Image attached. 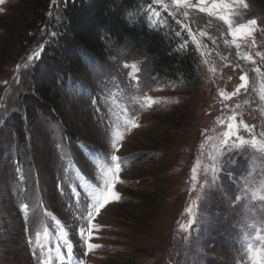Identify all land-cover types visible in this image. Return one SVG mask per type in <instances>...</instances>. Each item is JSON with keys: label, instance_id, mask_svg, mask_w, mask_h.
<instances>
[{"label": "rangeland", "instance_id": "rangeland-1", "mask_svg": "<svg viewBox=\"0 0 264 264\" xmlns=\"http://www.w3.org/2000/svg\"><path fill=\"white\" fill-rule=\"evenodd\" d=\"M19 1L4 0L0 3V114L8 116L6 121L10 117L14 118L12 113L18 108V100L24 93L25 86L29 84L34 69V62L24 59L30 55L26 53L33 48L32 45L24 52L19 41V33L23 28ZM192 2L195 3L196 0ZM245 2L248 9L243 12L240 19H234L233 27L248 19H256L255 44L250 38H234L231 35L227 23L219 19L220 15L226 14V10L209 14L200 12L198 8H189L187 9L189 15L186 18L195 21L193 24L196 28L197 23L199 25L204 23L208 30L214 31L209 33L210 38L206 42L203 41L201 33L207 31L201 32L199 29L198 33H195L192 30L195 39L199 41L196 46L203 60L200 79L188 84L155 83L143 93L134 91L130 94L133 88L129 90L131 97L129 100L133 101L132 104L139 103V107L135 109V118L140 127L131 131H125L122 126L120 127V131L124 132V139L120 142L122 147L115 154L121 157L123 163L118 173L122 182L115 184V191L120 194L121 199L109 203L93 220L92 223L102 227L99 231L94 230L91 243L100 244L102 247L88 252L87 256L83 257L85 264H242V261L243 264H251L244 254L245 238L249 233L254 237L255 233L252 229L246 228V225L256 223L260 234L264 235V224L259 222L260 217L264 216V204L252 199V193H257V196L264 195V192L259 191L264 187V155L256 153L250 159L237 157L236 165L230 168L232 175L220 177L223 187L217 185L211 190L205 189L208 192V200L200 211L204 212L207 224L199 230V240L190 243L184 239L183 232L177 227L178 220L185 223L189 220L190 217L184 209L203 184L204 176L199 168L205 166L212 155L218 154L220 137L227 130L225 124L219 123L217 118L226 123L232 114L222 112L220 108L222 97L219 92L223 91L230 95L239 84L244 83L240 77L245 73L247 91L241 89L238 96L226 102L236 112L237 121L255 124L256 131H260L264 126L262 111L264 102L259 101V96L264 94V75L260 74L264 73V60L257 55V53L264 55V20L254 14L255 4L252 0ZM164 3L171 5V0H164ZM160 6L162 10L181 21L180 16L185 9L180 8L173 12L174 6L167 9L162 4ZM206 6L212 7L211 0ZM154 12L158 15L152 14L153 18L161 16L157 9H154ZM199 14L202 17L201 24L194 19V16ZM233 39L240 45L239 49L236 48V44L229 43L227 47L223 45L224 40ZM210 41L215 43L212 44ZM222 45L225 52L219 50ZM245 53L251 55L256 63L252 64L247 59H237L238 56L243 57ZM25 63L29 64L28 69H24ZM237 63L241 66L235 67ZM17 64L21 65L19 71L16 69ZM116 64L118 66L117 62ZM127 65L131 79L134 80L139 65L135 62ZM257 67L260 68V73L253 71ZM14 76L19 77L18 83L13 82ZM4 81L9 83L5 85ZM145 96L152 97L156 103L148 107L143 99ZM5 108L8 109V113H4ZM68 108L66 119L72 123L73 130L95 143L97 148L102 150L105 148L107 152L112 150L110 136H106L103 128L97 125L93 108L89 107L86 101L81 103L68 101ZM129 115L133 114L130 112ZM30 120L36 131L31 142L32 152L29 154L25 148L22 163V171L28 172L30 181L21 183L23 187L26 185V188L33 191L29 190L31 194L26 195L27 200L34 198L42 182L46 183L48 178L54 179L56 173L61 171L63 162L59 158L60 155L70 156L72 159L73 155L78 156L79 161L75 163V167L81 169V174L87 173L90 176L86 182L97 183L93 164L85 162L89 156L83 155L70 139L66 142L58 125H49L47 128L43 125V120L38 118ZM113 121L114 128L122 125V121L115 118ZM204 129H208L207 133H203ZM49 130H53L54 137ZM240 134L246 137L248 135L243 130ZM8 142L9 145L12 144V141ZM151 142L154 144L151 145ZM57 144H62V152L56 149ZM137 154L146 157L132 165ZM198 157L201 163L197 170L196 190H193L191 170ZM10 165L11 162L7 160L0 169V264H36L25 249L26 234L23 229L27 225L25 219L20 220L17 212V201H14V198L18 199L11 197L13 189L11 187L14 183ZM245 174L247 194L239 190V183L232 178ZM36 178L39 179V185L33 183ZM48 190L50 191V188ZM50 193L51 205L64 215L62 203L57 200L53 191ZM136 195L154 199L155 204V213L142 219L146 226L142 230L135 229L134 224L124 217L127 207L137 202ZM237 195L242 198L235 200ZM32 209L34 217L31 223L35 224L43 218L36 204ZM61 224L69 231L71 239L77 227L71 232L68 229H71V224L66 222ZM40 237L47 243L56 242V236L51 234V228H47ZM71 240L74 244V253L82 255L80 249L75 247L76 240Z\"/></svg>", "mask_w": 264, "mask_h": 264}, {"label": "trees", "instance_id": "trees-1", "mask_svg": "<svg viewBox=\"0 0 264 264\" xmlns=\"http://www.w3.org/2000/svg\"><path fill=\"white\" fill-rule=\"evenodd\" d=\"M252 2L255 4L254 14L264 20V0ZM19 4L22 9L23 28L19 33L22 50L25 52L32 45L33 50L30 49L26 53L31 54L39 50L40 45L43 44L44 47L41 58L34 62L33 74L18 100L19 106L12 113L14 118L10 117L0 128V169L7 160L11 162L14 183L11 187L13 188L11 197L18 199L14 198V201H17L16 208L20 220L25 216L27 218V227L25 226L27 232L25 228L23 229L26 234L24 244L31 257V249L36 247L37 238L40 243L49 244L40 237L47 228H51L53 236L59 232L56 220L71 224V229H68L74 232L79 223L75 217L80 211L70 199L67 187L63 193L56 190L61 171L56 173L54 179L48 178L46 183L42 182L34 198L27 200L26 195L31 194L29 193L31 188L18 183L14 164L19 161L22 166L25 148L29 154L32 152L31 142L36 127L30 119L43 120V125L47 128L49 125H58L66 142L70 139L83 155L89 156V152H92L104 156L108 153L105 148L104 150L97 148L95 143L73 130L72 123L66 119L69 112L68 101L74 103L86 101L89 107H92L91 100L99 98L106 108L113 107L115 112L118 110L116 103L132 108L133 101L129 99L134 91L143 93L155 83L188 84L199 80L203 60L196 43L192 40L193 34L189 35L183 30L177 23L178 20L162 10L161 4H153V0H70L68 3L55 5L52 0H20ZM149 4H153V9L161 12L160 17L153 18L148 12ZM180 18L195 33H198L199 29L201 32L207 31L202 38L208 42L209 33L214 31L208 30L206 24H201L200 14L194 16L201 24L197 23L198 28L193 24L195 21L189 17L181 14ZM178 31L181 32L179 37L175 35ZM51 32H56L57 35L52 37L49 35ZM185 41L187 43H184ZM223 45L219 48L221 52H225ZM132 62L139 65L137 80L131 79L129 70L125 67L126 63ZM134 105L139 103L135 102ZM130 112L135 115V110ZM49 133L55 136L53 130H49ZM8 140L12 141L11 145ZM153 144L151 142V145ZM84 145L88 148L85 149ZM72 157L73 159L70 156L64 157L63 165L77 164L78 156ZM145 157L146 155H135L132 165H136ZM88 158L91 159L90 156ZM23 173L25 180L22 183H27L30 181L28 172ZM69 174L75 177V173ZM81 175L84 177L81 183H85L90 177L87 173ZM37 181L38 178L33 183L39 185ZM20 187L23 188L22 193H18ZM49 188L62 203L64 215L51 205ZM135 199L137 202L127 207L124 217L134 224L135 229L142 230L146 227L142 219L155 213L154 199L140 195H136ZM20 203L29 205L26 214L18 211ZM69 203L72 204L71 209L67 207ZM34 204L40 209L43 218L36 222L37 224L31 223L34 217L32 209ZM83 208L82 192L79 209ZM29 235L34 241L32 245L27 243L26 238ZM71 239L76 240L75 235Z\"/></svg>", "mask_w": 264, "mask_h": 264}, {"label": "snow or ice", "instance_id": "snow-or-ice-1", "mask_svg": "<svg viewBox=\"0 0 264 264\" xmlns=\"http://www.w3.org/2000/svg\"><path fill=\"white\" fill-rule=\"evenodd\" d=\"M3 2L4 0H0V3ZM68 2H70V0H52L54 5L57 3L65 4ZM208 3L209 0H196L195 3H193L192 0H171V5H169L164 3V0H153V4H162L166 9L174 6L173 12L178 11L180 8L185 9L182 12V16L184 17L189 15L187 11L189 8H198L200 12H208L209 14H217L219 11L226 10V14L220 15L219 19L227 23L231 35L234 38H250L252 43L255 44L254 33L257 31L256 19H248L246 22L237 23L236 26L233 27L234 19H240L243 12L248 9V4L245 0H211V8L206 6ZM153 4H149L148 12L153 15H158V13L154 12ZM236 5L239 7H236ZM177 23L180 24L181 28L186 30L189 35H192V30L187 24L182 23L180 20H178ZM49 35L55 37L57 33L51 32ZM175 35L179 37L181 32L178 31ZM201 35H206V33H201ZM192 40L196 44L199 43V41L195 40L194 35H192ZM184 43H187V41ZM213 43H215V41H213ZM223 43L226 46L229 43L236 44V40H224ZM43 47V44L40 45L39 50L33 51L24 59L28 62L38 61L41 58ZM180 47L182 48L183 44H181ZM239 47L240 45L236 44V48L239 49ZM257 55L264 60V55H261L260 53H257ZM237 59H247L248 61H251L252 64L256 63L252 56L247 53H245L243 57L238 56ZM240 66L241 65L239 63L235 65V67ZM23 67L24 69H28L29 64L25 63ZM125 67L128 68L129 65L126 64ZM132 67L134 68V65ZM20 68L21 65L17 64L16 69L19 71ZM136 71L139 72V69ZM253 71L260 73V68L257 67L253 69ZM260 74L264 75V73ZM129 75L131 76V72ZM246 77L247 73L241 75L240 80L244 81V83L239 84L230 95H226L223 91H220L219 95L222 97V101H230L232 97L238 96L241 89H245V91H247ZM138 78L139 77L137 76L135 79ZM13 82L18 83L19 77L14 76ZM8 83V81H4L5 85ZM143 99L147 103L148 107H151L152 104L156 103V101L150 96H145ZM259 101L264 102V94L259 96ZM114 103L116 102L114 101ZM91 104L97 125L102 127L106 136H110L111 138L110 144L112 150L104 156H99L96 153L89 152L91 159L85 160L86 163H91L94 166L93 170L94 176L97 180L96 184L91 182L81 183V181H84V177L81 175V169L76 168L74 163L70 165H63L61 167V175L56 183V190L58 193H63L64 188H68L70 199L75 202L77 209L80 211V214L75 217L79 223L74 235L76 237L75 247L80 249L82 255L74 253V244L69 238V231L66 230L65 226L62 225L59 220H56V224L60 229L59 233L55 234L56 242L45 245L40 243L37 238L35 241L36 247L31 249L32 258L37 262V264H73V261L75 264H85L83 257L87 256L88 252L102 247L100 244L91 243L94 230L99 231L102 227L101 225L92 223L93 220L100 215L101 209H104L109 203L117 202L121 199L120 194L115 191V184L117 182H122L118 176L122 167L121 157L115 153L119 151L120 147H122L120 142L124 139V132L120 131V127L122 126L125 131H131V129L140 127V124L136 122L135 115H129L130 111H134L139 107V105H133L132 108H130L128 105L116 103V107L119 108V112H115L110 108H106L104 106V102L99 98L92 99ZM221 110L222 112H231L232 114L226 123L219 117L217 118V121L221 124H225L227 129L220 137L218 154L212 155L208 163L199 168V171L204 176V181L203 184L200 185L199 190H197V195L191 199L188 206L184 209L190 217L189 220L186 223L181 220L177 221L178 229L183 232L184 239H187L190 243L193 242V240H199V230L206 227L207 224L204 212L200 211L202 205L206 204L208 200V192L205 191V189L207 188L208 190H211L217 185L223 187L220 177L222 175H232L230 168L236 165L237 157L250 159L256 153L264 155V126L261 127L260 131H256L257 126L255 124L250 125L245 123L243 120L237 121L236 112L233 110L232 106L227 103L222 102ZM4 113H8V109L5 108ZM7 118V115L0 114V127L5 125ZM113 118H115V120L122 121V125H117L114 128ZM241 130L248 134L247 137L240 134ZM202 131L203 133H207L208 129H204ZM202 146L203 145H201V147ZM55 147L58 152L63 151L62 144H57ZM83 147L85 149L88 148L87 145H84ZM224 157H227V159H224ZM59 158L61 160L64 159L63 155H60ZM200 163L201 161L198 157L196 164L191 170L193 190H196L197 170ZM14 170L18 183L24 182L25 176L19 161L14 164ZM250 171L251 170H249V173ZM70 172L75 173V177L70 175ZM246 175L247 174L238 178L232 177L239 183V190L245 194L248 192V187L245 182ZM37 182L39 183V181ZM259 191L264 192V187H261ZM22 192L23 188H18V193ZM82 192L84 208L83 210H80L79 205L81 203ZM241 198L242 197L239 195L235 196V200H240ZM252 199L254 201L258 200L260 204H264V195L257 196V193H252ZM231 202L232 201H230V203ZM67 207L71 209L72 204H67ZM28 208L29 205L27 203H20L18 211L26 214ZM45 211L47 212V208H45ZM24 219L25 224H27L26 216ZM259 222L264 224V216L260 217ZM246 228L252 229L255 236L253 237L252 233H249L246 236L244 254L247 256V259L251 262V264H264V235L260 234V229L257 228L256 223L248 224L246 225ZM25 231L27 232V228H25ZM38 236L39 233H37V237ZM26 239L29 245L34 243L33 238L30 235L27 236Z\"/></svg>", "mask_w": 264, "mask_h": 264}, {"label": "built area", "instance_id": "built-area-1", "mask_svg": "<svg viewBox=\"0 0 264 264\" xmlns=\"http://www.w3.org/2000/svg\"><path fill=\"white\" fill-rule=\"evenodd\" d=\"M197 41V39H195ZM215 55V54H214ZM208 67L210 68V65H208ZM215 81V80H214ZM220 90V89H219ZM223 103H227L226 101H222ZM222 102H220V108H222Z\"/></svg>", "mask_w": 264, "mask_h": 264}]
</instances>
